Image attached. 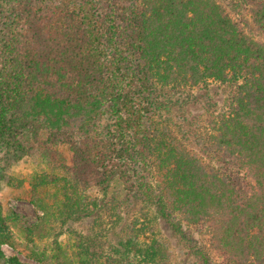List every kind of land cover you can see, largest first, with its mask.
<instances>
[{
    "label": "trees",
    "instance_id": "trees-1",
    "mask_svg": "<svg viewBox=\"0 0 264 264\" xmlns=\"http://www.w3.org/2000/svg\"><path fill=\"white\" fill-rule=\"evenodd\" d=\"M229 2L249 5L264 36V0ZM210 81L233 92L228 113L195 133L198 147L206 159L232 161L250 183L214 169L163 113L172 93L182 104L186 88ZM28 141L48 145L59 171L50 189L44 178L33 183L40 222L91 214L97 188L105 211L153 206L198 264L211 262L193 227L207 229L209 250L229 264H264V40L217 0H0V143L22 150ZM59 145L68 148V163L52 148ZM114 185L122 199L104 200ZM9 224L29 243L42 224L0 216V264H23L2 253V244L14 245ZM134 224L104 263L164 264L167 250L139 241ZM79 244L76 263L100 264ZM65 256L58 246L49 260L74 263Z\"/></svg>",
    "mask_w": 264,
    "mask_h": 264
},
{
    "label": "rangeland",
    "instance_id": "rangeland-1",
    "mask_svg": "<svg viewBox=\"0 0 264 264\" xmlns=\"http://www.w3.org/2000/svg\"><path fill=\"white\" fill-rule=\"evenodd\" d=\"M217 1L225 7L230 16L243 27L246 33L258 40H264V36L256 30L249 5L233 6L229 0ZM231 86L229 83L210 81L201 88L198 86L186 88L183 91V97H186L187 100H181L182 104L175 102L178 93L175 96L172 93L171 106L169 110H163V113H169V121L175 123V128H179L182 135L183 133L188 134L187 137L182 136V139L185 138L183 139L186 141L185 143L213 168L215 167L214 169L228 175L238 174L247 183H250L251 181L245 176L244 171L238 169L232 161L223 157L215 160L206 159L198 147L199 141L195 139L197 138L195 133L198 135L203 133L202 126L206 127L209 121L228 113V104L233 92ZM187 94L190 95L189 98ZM169 99V96L164 98L165 101ZM46 147L48 145L43 144L42 141H28L25 148L15 150L12 145L0 143V216L5 217L14 213L22 217L26 223L42 224L41 230H36L33 236V243L27 242L21 232L9 224L11 230L14 231V245H1L2 253L6 257L16 258L23 264H45L31 257L30 248L33 246L36 248V254L45 259L46 263L54 264L49 260V257L53 248L60 246L64 256L71 257L73 264H78L76 262L79 258L75 252H80L81 259L82 251L77 245L80 242L83 247H88V253H90L88 257L98 255L100 264H105V257H116L112 248L125 238L127 232H132L130 229L134 222L135 226L133 225V227L138 228L140 232L139 241L149 244L151 241L157 240L167 250L168 258L164 264L199 263L192 252L187 251L186 246L178 243L172 235L171 229L156 216L153 206L143 207L139 203H131L130 206L125 207L124 204L119 203L115 205L114 210L109 208L105 211L101 206L103 196L97 188L90 190L92 197L98 201L97 206H91V214L67 224L59 223L49 214L40 222L43 212L31 203L33 183L39 178H44L48 181L46 186L50 189L49 181L59 173L54 166L56 163L46 154ZM52 148L59 150L64 161L69 162L70 153L66 146L59 145ZM114 188L116 191L109 193L104 200L108 201L110 197L122 199V191L115 185ZM48 200L51 201L50 198ZM190 231L191 237L196 241V247L206 253L211 264H229L222 256L209 250V235L205 227H193ZM76 234H79V241H76ZM137 259L133 264H139Z\"/></svg>",
    "mask_w": 264,
    "mask_h": 264
}]
</instances>
